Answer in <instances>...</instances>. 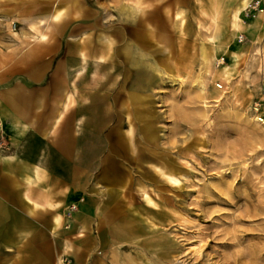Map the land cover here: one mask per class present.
I'll return each mask as SVG.
<instances>
[{
    "label": "rangeland",
    "instance_id": "1",
    "mask_svg": "<svg viewBox=\"0 0 264 264\" xmlns=\"http://www.w3.org/2000/svg\"><path fill=\"white\" fill-rule=\"evenodd\" d=\"M145 1L118 38V8L136 0H0V175L24 141L41 147L44 168L32 174V232L20 250L0 247L1 262L264 264V57L245 29L264 0H250L234 36L226 9L235 0ZM58 8V31L39 38ZM80 49L77 93L54 122L60 76L70 79ZM202 50L215 55L211 73ZM14 88L29 100L8 102ZM65 139L78 150L73 164L59 154ZM43 192L59 208L41 209Z\"/></svg>",
    "mask_w": 264,
    "mask_h": 264
},
{
    "label": "crops",
    "instance_id": "2",
    "mask_svg": "<svg viewBox=\"0 0 264 264\" xmlns=\"http://www.w3.org/2000/svg\"><path fill=\"white\" fill-rule=\"evenodd\" d=\"M241 1L242 0H235L234 3L231 4L226 9V22L228 23L227 26H228L229 34L232 36H234L239 30H242L245 27L241 20L240 14H243L244 12L242 11H244V9L250 5V0H245L246 5L241 7L239 10L240 27L243 26V28L239 30H233L229 22L230 10L240 5L242 3ZM145 3H146L145 0L144 1L136 0L135 3L130 2V4L129 3L120 4L118 8V11H120L119 18L117 19L118 25L113 28L118 38H125L126 28L131 27L137 21L136 20L137 14H135V12L141 13L143 11V8L145 7ZM261 10L262 9H259L258 11H261ZM219 12H220L219 6L217 3H215L213 11L210 14V17L213 23L212 26L213 25L216 26L217 17L219 15ZM58 23L55 26H57ZM248 23L249 24L245 28L246 38H251L253 42L252 44V50L254 52L253 55L255 56L256 53L259 52V55L261 57H264V11L260 13L259 16L249 20ZM56 31H58L57 28L55 29V32ZM102 38H110V37L102 36ZM208 38H212V37L208 36ZM214 46H215L214 51L216 52L218 45L215 44ZM79 52H80V57L78 61V66L74 68V71L71 74L70 79L65 80L66 78H64L63 75L62 77L60 76V83H61L60 86L61 85L63 86L61 104L57 108V109H61V112H62L60 118H62L63 112L68 109V107L72 103V100L74 99V96L76 95L77 91L75 88V83H76L78 76L84 70L83 68H84V63L86 62L85 61L86 59H85V56L82 55L83 52L81 49ZM106 54H107L106 52H100L99 58L105 57ZM66 92H70L72 93V95L67 97ZM57 109L55 110L56 114H57ZM18 113L20 112L18 111ZM56 114H55L54 122H57L60 119V118L56 119ZM70 122L71 121L69 120V125L66 128L67 130H69L71 127ZM80 122H81V119L79 117L75 119L73 131L74 130L76 131V125L78 124L79 126ZM27 123H31V121L28 120V122L26 123L20 122V127H23V125ZM68 140L65 139V142L62 143V148L61 150H59L60 152L59 154L64 155L67 161H68V158L71 159V164H73L74 155L78 153V150L75 146H69ZM23 145L24 146L22 148V152L21 153L19 152V155L21 156H18L17 158L16 157L9 158L7 160V174H5V176L0 175V184H2L3 187H5V184H7L6 191L8 192L7 193L5 190H3L4 188L0 189V247L3 246L5 250H8V251L20 250L19 247L21 245L20 244L21 238L26 239L28 235H30L32 232V214H31L32 204H33L32 196L35 197L38 195L36 193L37 189L33 188L32 174H33V169L38 170L40 172L44 169L43 166L39 163V155L41 154V150H42L41 147H35L33 150L31 145L27 141H24ZM87 153L90 154V151H88ZM50 154H51L50 155L51 158L49 159V164L47 166L50 169L56 170V166L54 165L56 158L52 157V155L55 153L50 152ZM25 196H28L29 198H26ZM49 196L51 197L52 202L55 203L59 201L57 199H54V196L51 193H49L48 195V193L46 194L43 192V193H40L38 197L40 200L39 202H45L46 198ZM48 207L50 206L45 205V208H41V209L49 210ZM82 210L84 211L85 216H87L88 218H91V196H88L86 198L85 203L82 205ZM25 243H26V240L23 242V244L25 245ZM14 261L7 260V262H9L10 264H18L17 262H14ZM30 261L31 260H29V262ZM7 262L5 261L1 262L0 260V264H9ZM27 262H24L23 264H28Z\"/></svg>",
    "mask_w": 264,
    "mask_h": 264
},
{
    "label": "bare ground",
    "instance_id": "3",
    "mask_svg": "<svg viewBox=\"0 0 264 264\" xmlns=\"http://www.w3.org/2000/svg\"><path fill=\"white\" fill-rule=\"evenodd\" d=\"M142 1V0H141ZM144 1V0H143ZM242 3L240 4V5H238V6H236V7H234L233 9H231L230 10V12H229V22H230V25L232 26V28H233V30H238L239 29V27H240V16H239V10H240V8L241 7H243V6H245L246 5V3H245V0H242L241 1ZM135 3V2H134ZM141 5H142V3H141ZM74 9V13H76V10H78L77 8H73ZM63 10V8H58V9H55L54 10V12L53 13H51V15H50V18H51V21H52V23H53V25L52 26H50V24H49V28H51L50 30H46V31H44V32H41L40 34H39V38H47L48 36H50V35H53V33H54V27H55V25L60 21V19H61V17L63 16V13H64V11H62ZM70 12H71V10H70ZM73 12H71L70 13V15L72 14ZM78 13V12H77ZM214 14H216V13H214ZM241 15V14H240ZM49 18V19H50ZM40 23H43V21L42 20H40L39 21ZM213 24V23H212ZM54 26V27H53ZM214 26V25H213ZM57 27V26H56ZM56 27H55V29H56ZM235 51V50H234ZM83 55V54H82ZM215 55L213 54V53H208V52H206L205 50H202L201 51V68H202V70H203V72H213V63H212V59H213V57H214ZM229 56H231V57H233V58H235L236 57V54H235V52H233V51H231V53H230V55ZM171 57V56H170ZM81 60V59H80ZM83 60V59H82ZM230 61V60H229ZM232 61V60H231ZM244 66H245V64H244ZM153 67V66H152ZM221 69H223V71H228V66L227 65H223L222 67H221ZM79 73V72H78ZM81 73V72H80ZM77 76V75H76ZM76 79V78H75ZM74 83V82H73ZM72 85V84H71ZM203 87V85L201 84V82H200V85H199V88H202ZM72 95V93H70V92H66V96L67 97H69V96H71ZM73 97V96H72ZM18 99V98H20V100H22V101H28L29 99H28V97L27 96H25L22 92H20V90H18L17 88L15 89H12L11 91H9L8 93H7V95H6V100L7 101H9V102H12L13 100H15V99ZM73 101V100H72ZM26 110L27 109H24V108H21L20 107V114H22L23 116H25L26 115ZM61 109H57V114H56V119H59L60 118V116H61ZM25 127H27V124H24L23 125V127H22V129L23 128H25ZM79 126H78V124L76 125V131L78 132L79 131ZM23 131V130H22ZM155 169H157V168H155ZM157 171L161 174V175H164V176H166L168 179H174L173 177H172V175H170V174H166V173H164V172H162V170H160V169H157ZM166 178V179H167ZM24 195V194H23ZM51 196V195H50ZM47 197L46 198V201H45V204L46 205H49V206H51V205H54L53 207H58V204H57V202L56 203H54V202H52V199H51V197ZM26 198H29L28 196H25ZM148 199H149V196H148ZM52 207V206H51ZM52 207V208H53ZM59 208V207H58ZM60 219H61V212H55L53 215H52V217H51V222H50V231L51 232H53L54 230H55V228L60 224ZM10 264V263H9Z\"/></svg>",
    "mask_w": 264,
    "mask_h": 264
},
{
    "label": "built area",
    "instance_id": "4",
    "mask_svg": "<svg viewBox=\"0 0 264 264\" xmlns=\"http://www.w3.org/2000/svg\"><path fill=\"white\" fill-rule=\"evenodd\" d=\"M257 5H258V1H255L250 7L251 9L254 10L257 7ZM239 38H242V35H239ZM220 60H223V57H221Z\"/></svg>",
    "mask_w": 264,
    "mask_h": 264
}]
</instances>
